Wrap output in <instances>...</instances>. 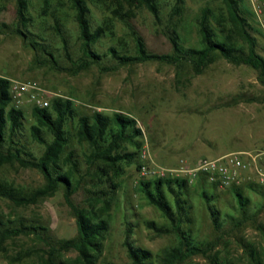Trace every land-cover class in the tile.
Returning <instances> with one entry per match:
<instances>
[{
    "label": "rangeland",
    "instance_id": "1",
    "mask_svg": "<svg viewBox=\"0 0 264 264\" xmlns=\"http://www.w3.org/2000/svg\"><path fill=\"white\" fill-rule=\"evenodd\" d=\"M156 1L160 21L156 22L141 8L134 10L127 19L129 28L112 17L114 0H86L91 27L103 25L105 29L102 38L92 47L102 58L97 64L77 70L72 63L82 57L81 42L69 0H28L30 20L24 27L17 22L16 0H0V25L5 26H1L0 31L1 77L36 83L50 102L54 98L71 99L77 116L96 111L108 116L117 112L127 114L136 120L142 131L139 164L122 163L119 173L102 174L99 171L101 163L89 167L85 161L89 150L85 143L80 144L75 138L76 118L68 122L69 144L65 153H73L79 169L76 176L82 177L71 202L78 208L99 212L108 224L94 264H133L123 244L126 234L133 245L149 251L154 261L163 249L176 244L173 234H158L147 225L151 221L157 226H169L137 189L138 183L144 180L138 168L142 163L139 157L142 147L147 148L149 165L170 169L181 164L192 169L200 159L218 158L238 149L253 154L264 150V83L249 66L234 65L215 56L201 74L195 75L188 62L121 65L105 54L108 47H114L120 54L134 55L131 31L143 40L151 53L173 52L169 41L172 30L178 35L182 48H199L197 19L200 10L209 6L217 14L222 6L221 0H183L181 13L172 17L174 1ZM240 6L253 29L256 51L264 58V30L254 15L250 0H240ZM55 25L65 40L66 50ZM16 28L27 38L15 33ZM238 45H242L240 41ZM242 48L246 51L245 46ZM31 108L30 104L22 108V128L15 133L13 141L37 158L44 147L30 137L29 128L34 124ZM42 135L47 141L51 140L48 132L43 131ZM6 146L3 144L2 150ZM126 150L133 148L127 145ZM180 178L188 177L182 174ZM0 181L23 197L31 196L45 185L38 170L23 168L16 162L0 166ZM200 182L199 178L189 184L190 223L183 225L190 229L195 242L213 245L221 259L233 264H264V202L258 194L244 188L247 183H255L254 175L244 172L240 184L252 201L250 214L240 226L229 221L218 230L214 229L199 195ZM205 185L211 191L212 185L208 182ZM215 188L216 207L219 211L232 212L229 189ZM63 193V188H59L28 206H15L9 199L0 197L2 228L23 225L45 229L40 233L43 240L33 235L4 240L0 244V264H42L47 249L44 241L58 249L61 242L77 237L75 216ZM96 194L101 203L91 202ZM169 201L173 202L170 196ZM104 203L107 209L102 207ZM233 215L240 217L237 212ZM23 253L26 254L18 259ZM76 257L72 249L58 253V260L62 261L74 262ZM180 264L209 262L197 255Z\"/></svg>",
    "mask_w": 264,
    "mask_h": 264
},
{
    "label": "trees",
    "instance_id": "2",
    "mask_svg": "<svg viewBox=\"0 0 264 264\" xmlns=\"http://www.w3.org/2000/svg\"><path fill=\"white\" fill-rule=\"evenodd\" d=\"M69 1L74 11L82 52V57L77 62H73L72 66L77 70H82L91 64H97L102 58V55L92 50V47L102 38L105 29L103 25L91 27L90 9L86 0ZM114 1L112 17L122 21L129 28L127 19L134 10L141 8L147 10L156 22L160 21L156 0ZM173 1L172 17L181 13L184 2L183 0ZM221 4L217 14L209 6L200 10L197 19L200 36L199 48H182L178 35L172 30L169 41L173 52L171 54H155L149 52L143 40L131 31L134 55L120 54L114 47H108L105 54L117 60L121 65L150 61L175 65L188 62L195 75L201 74L215 56H220L234 65L249 66L257 72L258 79L264 83V58L256 51L257 41L251 33L253 29L248 18L241 9L240 0H221ZM16 18L20 26L27 25L30 20L28 0H16ZM1 26L5 28L4 25H0V31H2ZM55 31L60 35L66 50L65 40L57 25H55ZM14 32L25 39L27 38L18 28ZM238 41L242 45H238ZM244 46L246 51L242 48ZM49 56L55 63L53 56L50 54ZM9 83V79L0 76V166L16 162L23 168L36 169L43 175L45 185L31 196L23 197L19 196L7 183L0 181V197L9 199L15 206H28L36 204L40 198L63 188L64 200L75 216L77 237L61 242L58 249L44 241L47 247L44 252L46 257L41 259V263L94 264L100 253L102 239L108 230V224L99 212L78 208L71 202L70 198L79 188L82 177L76 176L79 169L73 153L70 151L65 153L69 144L68 122L76 118L75 138L78 143H85L89 150L85 161L89 167L96 162L101 163L102 167L99 171L102 174H108L109 171L115 174L119 173L122 163L139 164L137 161L142 146V131L136 120L127 114L117 112L108 116L96 111L91 115L77 116L71 99L54 98L48 108L36 106L31 108L34 124L30 126L29 134L35 142L44 147L41 155L35 158L24 152V149L18 147L19 145L13 141L15 133L22 128L23 111L11 106ZM43 131L48 132L51 136L50 141L43 137ZM3 144H7L5 150H2ZM127 145L131 146L133 150L127 151ZM200 179L199 195L207 207L214 229L223 228L224 224L229 221L240 226L250 214V208L253 207L251 199L244 194L243 188L241 186L228 188L233 200V203L229 204L232 212L219 211L216 207L218 201L215 192L216 186L209 183L212 185L211 191H209L205 185L207 182L205 177H200ZM244 188L258 194L264 202V185L247 183ZM137 189L147 204L155 207L169 224V226H157L150 221L147 223L149 228L158 234H173L176 244L163 249L154 261L149 251L133 245L126 234L123 244L133 264H180L197 255L204 256L209 264H233L228 260L221 259L220 252L215 250L213 245L209 243L197 244L192 238L190 229L183 226L186 222L190 223L189 216L192 209L189 199V184L185 178L142 180L138 183ZM169 196L173 200L172 203L169 201ZM91 202L101 203V198L96 194L91 198ZM105 206L104 203L102 207ZM256 208L259 207L256 206ZM233 212L239 213L240 217H235ZM43 231L45 229L41 226L20 225L19 227L2 228L0 222V244L6 239L19 235H33L38 240H43L44 238L40 235ZM71 249L77 253L74 262L58 260L59 251ZM25 254L18 255V259H21Z\"/></svg>",
    "mask_w": 264,
    "mask_h": 264
},
{
    "label": "built area",
    "instance_id": "3",
    "mask_svg": "<svg viewBox=\"0 0 264 264\" xmlns=\"http://www.w3.org/2000/svg\"><path fill=\"white\" fill-rule=\"evenodd\" d=\"M254 15L264 30V3L260 0H250ZM9 93L11 106L22 109L26 104L31 107L48 108L49 99L45 91L36 83L9 79ZM139 174L144 180L167 179L187 175L188 184H192L200 177H205L208 183L214 184L218 189L224 190L232 186H240L242 174L251 172L255 183L264 185V151L257 153L239 152L220 156L214 159L203 158L197 161L192 169L181 164L178 168H164L149 165V155L146 146L140 151Z\"/></svg>",
    "mask_w": 264,
    "mask_h": 264
},
{
    "label": "crops",
    "instance_id": "4",
    "mask_svg": "<svg viewBox=\"0 0 264 264\" xmlns=\"http://www.w3.org/2000/svg\"><path fill=\"white\" fill-rule=\"evenodd\" d=\"M261 151H264V150H261ZM239 152H248V151H246V150H242V149H238V150H235V151H230V152L225 153V154H223V155H227V154H231V153H239ZM223 155H222V156H223Z\"/></svg>",
    "mask_w": 264,
    "mask_h": 264
}]
</instances>
